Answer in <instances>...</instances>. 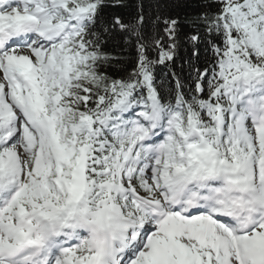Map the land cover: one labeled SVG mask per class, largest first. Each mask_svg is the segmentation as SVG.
Returning a JSON list of instances; mask_svg holds the SVG:
<instances>
[{
  "label": "snow or ice",
  "instance_id": "6c2138e0",
  "mask_svg": "<svg viewBox=\"0 0 264 264\" xmlns=\"http://www.w3.org/2000/svg\"><path fill=\"white\" fill-rule=\"evenodd\" d=\"M0 264H264V0H0Z\"/></svg>",
  "mask_w": 264,
  "mask_h": 264
}]
</instances>
